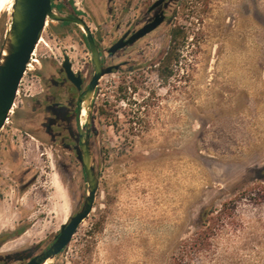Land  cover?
Listing matches in <instances>:
<instances>
[{"label": "rangeland", "instance_id": "1", "mask_svg": "<svg viewBox=\"0 0 264 264\" xmlns=\"http://www.w3.org/2000/svg\"><path fill=\"white\" fill-rule=\"evenodd\" d=\"M127 1L137 2H115ZM13 4L0 15V50ZM181 16L173 65L168 56L147 62L139 81L103 77L100 103L116 111L115 127L99 119L94 207L47 264H264V0H189ZM168 44L167 36L158 59ZM24 130L11 114L0 154L24 149L47 198L25 197L35 224L19 241L50 240L80 210L88 183L80 164L64 170L29 151ZM7 213L10 227L20 215Z\"/></svg>", "mask_w": 264, "mask_h": 264}, {"label": "flooded vegetation", "instance_id": "2", "mask_svg": "<svg viewBox=\"0 0 264 264\" xmlns=\"http://www.w3.org/2000/svg\"><path fill=\"white\" fill-rule=\"evenodd\" d=\"M115 1H109L107 7L102 9L94 8L90 3L87 5L86 0H52L57 14L81 19L89 31L77 21L48 19L33 52L34 59L20 84L21 88L30 73L24 87L25 98L22 97L19 104L16 103L20 95L19 88L9 119L1 129L4 131L11 114L14 115L15 121L25 127L21 141L24 145H30L29 151H35L42 161L50 155L64 170H68L65 166L67 163L80 164L83 170L79 158L83 149L82 138L85 142L89 141L95 158L98 124L102 116L110 123L109 127H115L112 118L116 111L113 108H102L100 103L103 77L119 72L123 78L132 80L129 74H134L139 81L142 65L147 62L149 65L145 69L164 63L168 56L169 64L173 65L177 56L176 45L179 42L181 46L184 41L182 37L186 34V26H182L179 20L183 11L188 10L189 0H137L135 3ZM104 11L106 18L102 20ZM157 14H163V21L130 43L129 40L152 23ZM187 15L184 14V17ZM89 36L98 46L102 68L118 65L113 71L102 75L90 93L88 90L96 65ZM167 36L169 44L159 61L157 54L164 49L162 43ZM76 38L79 39L76 41ZM154 42L158 47H155ZM117 43L123 46L110 51ZM152 49V56H149ZM69 69L73 72L72 77ZM85 107L89 111L83 115ZM115 123L118 124L117 121ZM8 136L3 134L4 139ZM25 153L24 149L14 147L13 150L3 148L0 154V264L29 263L55 242L66 223H61L50 240L28 238L19 241L35 224L31 220V211L24 205L25 197L35 190V194L47 198L45 187L36 185L41 177L39 170H36L37 166L22 162ZM98 167L96 165L97 170ZM8 211L20 215L17 223L10 227L5 220L10 214Z\"/></svg>", "mask_w": 264, "mask_h": 264}, {"label": "water", "instance_id": "3", "mask_svg": "<svg viewBox=\"0 0 264 264\" xmlns=\"http://www.w3.org/2000/svg\"><path fill=\"white\" fill-rule=\"evenodd\" d=\"M49 18L61 21H77L87 32L89 31V28L81 19L57 14L53 9L52 0H14L12 20L2 44L3 46L1 45L2 49L0 50V131L16 102L28 63ZM163 19V14H157L155 20L136 33L129 42H133L135 39L157 27ZM89 45L95 60L96 72L88 93L93 91L102 75L118 67V65H115L102 68L98 46L91 36H89ZM122 46L123 44L117 43L111 47L110 51H115ZM5 48L7 49V54L3 56ZM69 74L72 77L73 72L71 69H69ZM82 144L83 149L79 153V158L83 164V171L88 183V191L84 203L81 209L75 215H72L68 222L63 224L59 234L56 236L55 242L27 264H41L59 255L69 245L77 228L94 207L100 183L99 173L94 162L89 141L86 140L85 142L82 138Z\"/></svg>", "mask_w": 264, "mask_h": 264}, {"label": "bare ground", "instance_id": "4", "mask_svg": "<svg viewBox=\"0 0 264 264\" xmlns=\"http://www.w3.org/2000/svg\"><path fill=\"white\" fill-rule=\"evenodd\" d=\"M8 2L9 0H0V15H1V12L4 10V8L6 7V5L8 4ZM6 54H7V49L5 48L3 51V56H5ZM88 111H89L88 108L85 107L83 110V115L87 114Z\"/></svg>", "mask_w": 264, "mask_h": 264}, {"label": "built area", "instance_id": "5", "mask_svg": "<svg viewBox=\"0 0 264 264\" xmlns=\"http://www.w3.org/2000/svg\"><path fill=\"white\" fill-rule=\"evenodd\" d=\"M32 59H34V53H32L31 60H32ZM31 60H30V62L28 63V67H27V69L30 67L29 65L31 64ZM8 119H9V118H7L6 123H7Z\"/></svg>", "mask_w": 264, "mask_h": 264}, {"label": "trees", "instance_id": "6", "mask_svg": "<svg viewBox=\"0 0 264 264\" xmlns=\"http://www.w3.org/2000/svg\"><path fill=\"white\" fill-rule=\"evenodd\" d=\"M222 211H223V210H219V211H218L219 214L222 213ZM209 228H211V227H207L206 230H208ZM206 230H205V231H206Z\"/></svg>", "mask_w": 264, "mask_h": 264}]
</instances>
